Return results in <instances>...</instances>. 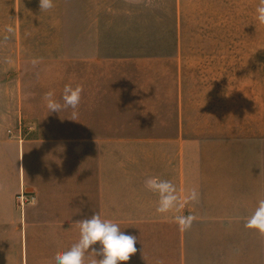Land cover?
<instances>
[{"label": "rangeland", "instance_id": "374dc122", "mask_svg": "<svg viewBox=\"0 0 264 264\" xmlns=\"http://www.w3.org/2000/svg\"><path fill=\"white\" fill-rule=\"evenodd\" d=\"M258 3L54 0L51 10L41 11L39 0H0V138L20 129L26 138L43 135L44 126L55 133L59 126L87 123L93 112L101 129L108 119L117 134L124 125L140 135L157 124L165 133L180 95L191 136L227 139L217 160L220 186L211 193L220 198L214 211L228 219L216 229L193 222L190 243L246 244L249 238L236 231L253 230L245 220L264 199V25L256 20ZM34 58L40 59L36 66ZM66 84L84 89L78 121L71 120V108L50 113L43 99L52 90L62 103ZM10 163L9 153L0 155V264H54L61 245L76 239L28 237L26 249ZM141 225H119L137 237V252L118 264H168L177 231Z\"/></svg>", "mask_w": 264, "mask_h": 264}, {"label": "crops", "instance_id": "0c3cea01", "mask_svg": "<svg viewBox=\"0 0 264 264\" xmlns=\"http://www.w3.org/2000/svg\"><path fill=\"white\" fill-rule=\"evenodd\" d=\"M154 120L159 123L158 118ZM188 120L179 95L176 118L171 114L165 133L157 124L142 129L145 133L140 135H132L124 125L117 134L108 119L101 129L100 118L93 112L87 123L59 126L55 133L44 126L43 135L26 138L20 129L11 138L2 136L0 155L6 152L11 157L12 196L24 193L38 200L35 207L29 203L23 212L19 208L26 249L28 237H71L77 242L80 234L74 223L98 214L125 227L140 224L142 228L146 222L173 227L179 243L171 247L168 264H264V235L256 230H237V237L249 239L231 246H193L191 228L179 230L176 215H195L194 225L208 222L213 229L228 219L214 211L220 198L211 193L220 186L217 160L227 139L191 136ZM151 177L176 186L182 202L179 211L156 212L158 196L145 187ZM193 188L198 190V201L184 202ZM3 189L0 183V196ZM70 247L65 243L60 251ZM93 258L86 254V261Z\"/></svg>", "mask_w": 264, "mask_h": 264}, {"label": "clouds", "instance_id": "9594fccd", "mask_svg": "<svg viewBox=\"0 0 264 264\" xmlns=\"http://www.w3.org/2000/svg\"><path fill=\"white\" fill-rule=\"evenodd\" d=\"M41 11L51 10L54 0H39ZM256 20L264 25V0H259L256 7ZM12 29L9 28L8 32ZM11 62V61H9ZM39 58H34L31 63L36 66ZM84 91L82 85L72 87L66 84L63 89L62 103L55 98L54 91L50 90L44 94L43 99L50 113H59L61 110L71 108V120L78 121V106L81 102V95ZM147 190L158 196L156 212L166 214L172 211H179L182 202L177 194L176 186L170 180H162L159 177H151L145 181ZM199 193L196 188L190 190L184 198V202H197ZM38 200L33 197L30 206L35 207ZM180 231H187L197 219L195 215H176L174 217ZM75 226L79 229L80 238L68 250L58 251L54 256V264H118L127 262L137 252V237L121 231L120 226L100 215L93 214L89 219L76 221ZM245 228L253 229L264 235V199L257 201L252 214L246 218ZM99 247H96V245ZM91 253L95 258L86 261V254ZM97 257H101L97 259ZM156 264H164L163 260H157Z\"/></svg>", "mask_w": 264, "mask_h": 264}, {"label": "built area", "instance_id": "2783aa9c", "mask_svg": "<svg viewBox=\"0 0 264 264\" xmlns=\"http://www.w3.org/2000/svg\"><path fill=\"white\" fill-rule=\"evenodd\" d=\"M31 200H26L24 193H21V205L24 208L26 204H29Z\"/></svg>", "mask_w": 264, "mask_h": 264}]
</instances>
